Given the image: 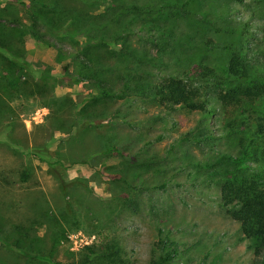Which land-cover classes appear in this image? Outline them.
<instances>
[{
	"label": "rangeland",
	"instance_id": "1",
	"mask_svg": "<svg viewBox=\"0 0 264 264\" xmlns=\"http://www.w3.org/2000/svg\"><path fill=\"white\" fill-rule=\"evenodd\" d=\"M43 1L63 13L101 14L112 0L93 8L90 0ZM21 2L39 6L0 0L1 31L17 25L25 32L0 38V264H80L86 247L98 255L91 264H158L169 251L165 264H251L249 242L226 216L217 183L196 169L228 142L185 143L189 134L199 137L201 121L216 137L223 133L214 96L203 92L209 117L139 95L105 100L91 82L73 80L84 37L48 32ZM190 5L188 16L165 23L175 34L164 40L165 65L149 80L197 63L221 68L230 58L220 49L225 41L243 44L264 64V0ZM137 35V49L149 46ZM111 147L118 152L105 154Z\"/></svg>",
	"mask_w": 264,
	"mask_h": 264
},
{
	"label": "trees",
	"instance_id": "2",
	"mask_svg": "<svg viewBox=\"0 0 264 264\" xmlns=\"http://www.w3.org/2000/svg\"><path fill=\"white\" fill-rule=\"evenodd\" d=\"M95 1L90 0L91 8ZM143 1L138 4L112 0L101 14L63 13L55 4L43 0H31L39 5L33 11L24 2L20 4L32 21L42 22L48 32L68 33L73 40L84 37L75 56L77 69L73 80L91 82L105 100L139 95L167 110L182 107L209 117L213 111L208 109L207 93L203 92L206 90L214 96L221 111L223 133L216 137L206 131L201 121L199 137L189 134L185 143L194 140L211 145L220 139L228 142V150L215 151L211 163H197L196 169L217 183L226 216L239 224L244 239L249 242L248 248L253 254L251 264H264V64L258 62L257 57L251 58L243 44L228 45L225 41L220 49L230 58L221 68L197 63L182 74L175 72L149 80L155 75L153 71L165 65L163 58L168 43L164 40L172 39L175 34L165 23L173 24L180 16H188L194 0ZM18 29L16 25L10 32L3 33L0 28V38L22 36L25 32ZM33 32L34 37L40 38L38 31ZM137 34L144 35L145 38L139 39L146 40L149 46L137 49L133 42ZM0 42L6 43L4 39ZM153 49L157 56L152 54ZM71 67L67 64L65 72ZM101 121L93 124L101 126ZM211 147L214 150L216 145ZM117 152L118 149L111 147L105 154ZM161 245L165 252L166 245ZM118 248L116 244L114 249ZM80 255L83 256L80 264H91L98 257L89 247ZM171 257L169 251L158 264L170 262ZM29 258L49 262L45 256L37 254H30ZM112 258L119 259V254L114 252Z\"/></svg>",
	"mask_w": 264,
	"mask_h": 264
},
{
	"label": "crops",
	"instance_id": "3",
	"mask_svg": "<svg viewBox=\"0 0 264 264\" xmlns=\"http://www.w3.org/2000/svg\"><path fill=\"white\" fill-rule=\"evenodd\" d=\"M229 219V218H228ZM232 221V220H231ZM234 222V221H233ZM237 224V223H236ZM238 225V224H237Z\"/></svg>",
	"mask_w": 264,
	"mask_h": 264
}]
</instances>
